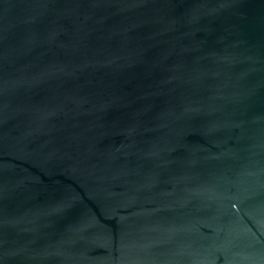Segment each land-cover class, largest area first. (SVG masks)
I'll return each instance as SVG.
<instances>
[{"label":"water","instance_id":"water-1","mask_svg":"<svg viewBox=\"0 0 264 264\" xmlns=\"http://www.w3.org/2000/svg\"><path fill=\"white\" fill-rule=\"evenodd\" d=\"M0 264H264V0H0Z\"/></svg>","mask_w":264,"mask_h":264}]
</instances>
